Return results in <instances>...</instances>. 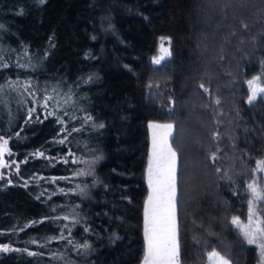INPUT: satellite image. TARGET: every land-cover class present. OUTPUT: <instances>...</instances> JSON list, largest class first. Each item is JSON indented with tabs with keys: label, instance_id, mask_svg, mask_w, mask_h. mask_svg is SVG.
Segmentation results:
<instances>
[{
	"label": "trees",
	"instance_id": "obj_1",
	"mask_svg": "<svg viewBox=\"0 0 264 264\" xmlns=\"http://www.w3.org/2000/svg\"><path fill=\"white\" fill-rule=\"evenodd\" d=\"M0 25V85L33 97L0 106L19 163L0 180V264H142L150 123L174 125L180 264L213 250L260 264L232 219L264 161V98L247 103L248 80L264 86V0H0ZM161 37L171 56L155 65ZM89 147L102 158L83 192ZM231 162L245 175L229 182Z\"/></svg>",
	"mask_w": 264,
	"mask_h": 264
},
{
	"label": "snow or ice",
	"instance_id": "obj_2",
	"mask_svg": "<svg viewBox=\"0 0 264 264\" xmlns=\"http://www.w3.org/2000/svg\"><path fill=\"white\" fill-rule=\"evenodd\" d=\"M0 27L3 26L0 25ZM242 27L247 28V25L244 24ZM165 39L161 37L160 54L153 57L154 64L161 63V60L171 55L169 49L163 46ZM259 79V77H255L253 80L248 81V83L249 85H253L258 83ZM16 83L18 82H9L8 87L14 89ZM200 87L204 88L206 92L208 91L203 84ZM0 91H3L2 85H0ZM258 91L264 94V88H260L259 90L253 88L248 98L250 104L257 99ZM48 99H51V97H48ZM44 106H47V100ZM49 114L51 115V113ZM88 119H91V117H88ZM100 127H103V125L101 124ZM149 127L153 129L152 155L148 167V184L151 193L145 205L144 231L146 249L143 264H179V244L177 241L176 222L177 153L167 140V137L172 134L174 125L171 123L163 125L151 124ZM7 144V140H4L0 144V155L8 151ZM8 155L11 156L12 153L8 152ZM40 155L43 154L40 153ZM215 158V154L213 153L211 159L214 161ZM0 164L4 167L9 166L3 163V161H0ZM258 170L264 171V161H261V167ZM79 174L83 175L84 173L81 172ZM247 189L252 196L248 201L249 211L251 213L248 216V223L243 224L239 217H233L232 223L240 227L247 244L258 246L260 264H264V218L256 219L255 221L253 219L257 216L258 212H264V209L257 208V202H264V187L260 186L259 181L254 180L247 185ZM83 247L86 248L88 245L85 244ZM4 250L7 251L8 249L5 248ZM209 255L213 259L214 264H231V261L226 256L221 255L220 252L213 250Z\"/></svg>",
	"mask_w": 264,
	"mask_h": 264
},
{
	"label": "rangeland",
	"instance_id": "obj_3",
	"mask_svg": "<svg viewBox=\"0 0 264 264\" xmlns=\"http://www.w3.org/2000/svg\"><path fill=\"white\" fill-rule=\"evenodd\" d=\"M165 48H168L169 51L171 52V49H170V43H169V39H165L164 41V45H163ZM160 47H161V42H160ZM159 54H160V48H159ZM171 56V55H170ZM170 56H166L163 60H161V63L159 64H155V65H161L165 60L169 59ZM33 68V67H31ZM29 67V69H31ZM33 71L37 70L36 68H33L32 69ZM255 78V77H254ZM254 78H251L249 79L248 81L250 80H253ZM8 84L7 83L5 86H3V91H1V95H0V106L2 105L3 107L5 108H10L12 109L13 111H15L17 109V107H21L19 105H27V103H29V98L32 99V94L30 91L28 90H25V88H23V86L21 84H15L14 86V89L13 88H10L8 87ZM36 86L42 90H46V91H43V92H54V91H57L59 92L58 89L54 88L53 85H51V83H45L43 85V87H41V85H38L36 83ZM187 86V85H186ZM248 86H249V93H248V97H247V103L250 104L248 102V98L249 96L251 95L252 93V90L253 88H256L257 90H259L260 88H264V86L258 82V83H255L253 85H249L248 83ZM61 93V91H60ZM259 98H264V94H261L259 91H258V95H257V99L254 100L252 103L256 102ZM59 99V98H57ZM79 99H81L82 101L83 100H86L85 97H80ZM75 101H78V102H75ZM43 104H45V102H43ZM71 105H72V108H74V106L76 107V109H85L84 108V105H82L80 103V101L77 99V98H74L71 100ZM62 107V104H59L57 103L56 104V108H61ZM21 109V108H20ZM32 109H34V111H32ZM36 109H37V105H33L31 108H30V111H31V114L29 115V119L32 118L33 115L36 114ZM43 114L45 115H50L49 113H51V115H53L52 113V109L50 108V106L48 105L47 103V106L46 108L43 110L42 112ZM33 114V115H32ZM8 117H12V114H9ZM151 124H159V123H150L149 125ZM163 125V124H162ZM150 128V127H149ZM173 132H174V128H173V131H172V134L170 136L167 137V140H168V143L171 145V138L173 136ZM150 133H151V149H150V158H151V155H152V147H153V129L150 128ZM162 134V133H161ZM4 140H2L1 142H3ZM8 141V140H7ZM90 148V147H89ZM85 153V159L82 160V166L79 168V170L77 171V178H80L81 180V183H79L78 185L81 187H78V189H82V191H86V188L89 187V181H93V172L96 168V164L101 160L102 158V152H100L98 149H94V148H90L89 151L85 150L84 151ZM94 157V158H93ZM72 161H75L74 158L71 159ZM150 161V160H149ZM233 165V167H228L227 170H229L230 172V176H227L226 181H231L232 179H235L237 180V178L242 174L243 171L241 170H234L235 169V163L234 162H231ZM9 165L8 167H3V171L2 173H0V179L1 178H7V179H10V176L12 174L13 171H16L18 166H19V163L16 162L15 160H9V163L7 164ZM177 166H178V159H177ZM149 167V165H148ZM261 166H259L257 169H256V173H255V176L256 177L254 180L256 181H259L260 183V186L261 187H264V171H259L258 169L260 168ZM6 170V172H5ZM83 172L84 174L83 175H80L79 173ZM92 172V173H91ZM227 174V173H226ZM242 175H245L242 174ZM258 175V176H256ZM147 176H148V169H147ZM230 177V178H229ZM234 180V181H235ZM254 180L250 181L249 183H252ZM248 183V184H249ZM249 191V190H248ZM150 193H151V189H150ZM250 193V191H249ZM252 198L251 196V193H250V199ZM147 202V201H146ZM146 205V204H145ZM257 208H260V209H264V202H257ZM176 214H177V211H176ZM250 211H249V205H248V213H247V217L244 218V219H240V221L243 223V224H247L248 223V216L250 215ZM144 218H145V212H144ZM261 218H264V212H258L257 216L254 217V221L256 219H261ZM176 222H177V217H176ZM238 227V226H237ZM240 232H241V229L240 227H238ZM177 230H178V227H177ZM177 241H178V231H177ZM5 248L8 249V247L6 246H0V253L1 252H4L6 250H4ZM145 256V255H144ZM144 260V258H143ZM143 260H142V264H143ZM180 264V262H179ZM206 264H214V261L213 259L211 258L210 255L207 256V263Z\"/></svg>",
	"mask_w": 264,
	"mask_h": 264
},
{
	"label": "flooded vegetation",
	"instance_id": "obj_4",
	"mask_svg": "<svg viewBox=\"0 0 264 264\" xmlns=\"http://www.w3.org/2000/svg\"><path fill=\"white\" fill-rule=\"evenodd\" d=\"M8 143H9V141H8ZM7 149H8L9 152L12 153V150H11L9 144H8V146H7ZM10 157H11V156H9L8 154L6 155V160H7L6 164L9 163ZM0 160H1V157H0ZM3 167H4V166L0 164V173H2V171H3ZM1 179H3V178H1ZM1 179H0V180H1Z\"/></svg>",
	"mask_w": 264,
	"mask_h": 264
},
{
	"label": "water",
	"instance_id": "obj_5",
	"mask_svg": "<svg viewBox=\"0 0 264 264\" xmlns=\"http://www.w3.org/2000/svg\"><path fill=\"white\" fill-rule=\"evenodd\" d=\"M3 142H0V144H2ZM9 144V143H8ZM8 144H7V146H8ZM8 152L9 151H7V152H4L3 153V155H0V157H1V160L0 161H3V163H6L7 162V160H6V155L8 154ZM2 165V164H1Z\"/></svg>",
	"mask_w": 264,
	"mask_h": 264
}]
</instances>
